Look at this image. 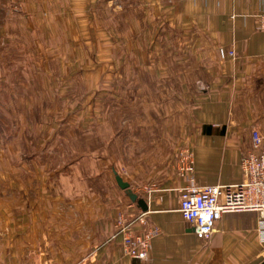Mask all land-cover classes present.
<instances>
[{"label": "crops", "instance_id": "0c3cea01", "mask_svg": "<svg viewBox=\"0 0 264 264\" xmlns=\"http://www.w3.org/2000/svg\"><path fill=\"white\" fill-rule=\"evenodd\" d=\"M261 10L264 0H0V114L26 112L22 125L8 113L0 124V264L263 260L258 211L224 213L200 243L174 193L237 181L252 130L264 133ZM166 78L195 83L191 133L180 148L190 151L191 168L181 169L177 150L151 176L123 177L146 210L119 186L111 157L99 150L77 162L81 174L95 176L94 186H83L88 192L52 182L71 168L78 132L104 126L108 133L107 104L92 95ZM77 80L93 84L82 88L84 101L66 97L78 92ZM6 126H26V134ZM119 219L142 234L157 229L147 258L124 252Z\"/></svg>", "mask_w": 264, "mask_h": 264}, {"label": "rangeland", "instance_id": "374dc122", "mask_svg": "<svg viewBox=\"0 0 264 264\" xmlns=\"http://www.w3.org/2000/svg\"><path fill=\"white\" fill-rule=\"evenodd\" d=\"M100 82L106 84L107 81ZM193 82L183 78H166L152 80L141 87L138 80H130V87L124 92H115L112 95L105 91L92 95V98L101 100L99 103L107 104L105 108L109 114L108 133L105 134L103 126L100 129L93 127L91 128L93 131L88 133L86 129L75 134L73 146L76 156L70 163L71 168L61 175L54 176L52 182L60 186H82L74 191L77 195L88 192L83 186H94L92 179L95 176L81 174L77 162L83 163L86 155L98 150L102 151L105 157H111L115 179L118 175L122 179L126 177L131 181H138L151 176L152 172L167 162L177 150L181 152L183 139L191 133L189 103L195 96ZM74 86L79 88L78 92L75 96L66 97H77L84 101L86 97L81 94L82 88H91L93 84L90 80H77ZM99 89L107 90V87L100 86ZM7 113L11 115V112H6L7 116L0 114V124L1 119L9 118ZM14 113L15 116L11 115L12 119L9 121L18 120L21 124L26 112ZM18 115L22 118H18ZM23 127L25 128L6 126L2 129L6 132L9 129L14 130L12 135H15V130L19 132L18 134L25 135L27 127ZM1 136L4 137V134ZM90 137L92 142H89ZM4 138L8 140L11 135ZM93 162L88 160L87 165Z\"/></svg>", "mask_w": 264, "mask_h": 264}, {"label": "built area", "instance_id": "2783aa9c", "mask_svg": "<svg viewBox=\"0 0 264 264\" xmlns=\"http://www.w3.org/2000/svg\"><path fill=\"white\" fill-rule=\"evenodd\" d=\"M258 24L264 29V10L257 14ZM218 56L225 57L227 52L218 49ZM228 53H232L229 51ZM181 169L191 168V153L187 149L179 153ZM179 198V211L194 229L200 243H207L215 230L216 221L226 212L256 210L260 214L259 231L264 242V133L253 129L246 162L237 181L208 185L201 188L174 190ZM126 208H134L129 202ZM138 212V222L144 223V213ZM124 252L133 258L144 259L149 255L155 227H148L142 234L135 225L118 220Z\"/></svg>", "mask_w": 264, "mask_h": 264}, {"label": "water", "instance_id": "95a60500", "mask_svg": "<svg viewBox=\"0 0 264 264\" xmlns=\"http://www.w3.org/2000/svg\"><path fill=\"white\" fill-rule=\"evenodd\" d=\"M117 182L119 186L123 189H125L126 193L128 196L131 198L132 201L136 202L140 208L143 210L147 209V204L146 201L144 200L143 197H140L136 192H133L129 183L127 181H124L120 176H116ZM257 264H264V259L261 260Z\"/></svg>", "mask_w": 264, "mask_h": 264}]
</instances>
